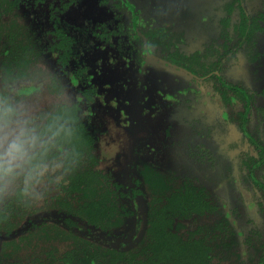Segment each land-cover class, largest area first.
<instances>
[{
  "label": "trees",
  "instance_id": "obj_1",
  "mask_svg": "<svg viewBox=\"0 0 264 264\" xmlns=\"http://www.w3.org/2000/svg\"><path fill=\"white\" fill-rule=\"evenodd\" d=\"M76 1L63 0L59 6L53 5L50 16H47L48 22L43 25L40 20L30 23L26 20L27 16L19 14V10L24 9L27 15L32 5L40 6L46 0H0V104L10 105L17 110L12 96H24L41 90L39 73L43 75L47 72L48 86L52 92L73 96L70 101L54 104L27 118L45 139L50 140L42 162L49 164L50 168L59 165L56 172L50 171L46 175L50 183L49 186L43 185L40 193L44 197V209L52 208L63 214L62 224L48 223L49 219L46 218L40 222L28 219L27 216L39 209H36L34 198L24 195L21 177L10 194L0 198V264H30L17 256L20 248L30 246L35 241L45 243L50 240L66 244L67 249L61 260L55 255L58 250L56 247L54 251H49L39 249V246L31 248L29 259H41L37 264H213L216 258L219 264H264V229L256 225L248 231L247 240H241V232L230 222L227 209L213 202L212 190H217V187L230 183L239 187L240 182L235 176L223 177L219 180L221 182H217L218 186L210 188L207 183L190 174L183 175L168 167H152L147 162L142 163L135 172V176L143 183L141 189L145 191L142 195L147 197L144 237L141 241H137V245L131 249L121 250L79 233L84 229V224L80 222L85 221L105 232V236L113 235V230L122 226L137 211L131 209V204L124 200L129 193L133 194L134 188L125 191L113 172H105L100 167L96 145L98 130L94 129L90 119L91 90L95 95L98 92L86 56L91 48L103 47L105 43L112 45L114 35L125 33L126 28L131 26L124 24L116 3L111 5L119 21L116 27L111 20L97 23L95 27L91 24L75 25L64 20L61 14ZM120 2L123 5L124 2ZM242 2L225 0L222 7L228 14L221 19L226 22L221 26V33L229 34V16L235 8L239 9L241 20L236 19L238 22L233 24L239 36L236 43L239 50L249 40L253 45L256 44L255 29L259 23L247 15L240 5ZM150 26L149 23L145 35L156 46L159 44L155 39H159L169 52V59L177 65L200 68L207 73L214 68L215 59L204 55H201L203 58L197 55L185 57L177 51H170L165 39L172 36L171 32L162 33V29L157 33L159 28ZM117 47L120 46L117 44ZM48 64V69L43 67ZM88 84L91 86L88 87ZM222 85L236 92L238 100L244 103V110H239L235 120L244 135L252 141L253 147L257 148L258 157L252 156V162H246L249 167L253 166V170L248 173L249 179L257 184L260 181L256 178L255 166H261L264 171V104L255 106L258 128L254 135L250 128L254 96L241 83L229 80V83L222 81ZM227 90H221V93L230 99L226 96ZM258 93L264 96V86ZM240 163L239 167L243 165ZM57 177L63 179L57 183ZM212 180L215 181V178ZM148 190L151 192L147 193ZM202 216L207 220L205 223H199ZM207 216L218 217L211 222ZM195 223L196 227L193 228ZM53 229L54 232H50ZM259 242L262 243L259 244L258 260L246 262L245 257L251 253V247L247 250L245 244L252 243L253 249Z\"/></svg>",
  "mask_w": 264,
  "mask_h": 264
},
{
  "label": "rangeland",
  "instance_id": "obj_2",
  "mask_svg": "<svg viewBox=\"0 0 264 264\" xmlns=\"http://www.w3.org/2000/svg\"><path fill=\"white\" fill-rule=\"evenodd\" d=\"M62 1L47 0L46 3L40 6L31 4L32 7L27 15L24 9H20L19 14L27 16L26 20L30 23L36 21L38 23L40 20L45 25L48 22L47 9L53 5L59 6ZM174 1L180 3L178 9L182 7L181 5L189 7V10L191 9L187 13L185 8H183L184 11L180 10L179 13L167 11L160 18L162 21L169 20L173 23L178 19L180 25H176L177 27L182 26L184 21H190L192 24L196 23L202 12L213 11L215 6L214 0ZM98 2L100 3L99 0H77L61 14V17L76 25H82L86 22L85 20L89 19L91 21L105 20L108 17L109 5L102 2L104 5L102 4L101 8L105 9V13L100 9L99 15L97 12ZM134 2L138 4L137 1ZM261 3V0L246 1V5L251 12L258 8ZM150 7V5L147 6V8ZM110 13L112 16V12ZM188 33V37H191L192 34ZM259 37V49L264 53V33L260 34ZM194 44L197 45V41L189 39L186 47L193 49ZM131 46L129 45L124 56L120 55L116 47H112V45L99 46V48L88 50L89 52L86 53L92 69L90 72L93 81L102 95L97 97L93 105L94 116H92V123L101 129L99 153L102 159V167L106 171H115L118 176L122 166L126 165L127 161L131 159L134 144L142 141L147 144V146L143 144L145 147H142L140 152L143 163L151 161L161 168L171 167L178 173L188 172L199 178L204 177L208 167L203 168L200 164L194 165L192 163L191 154L197 150V145H206L208 147L206 150L211 154L224 155V165L226 166L231 164V160H229L231 158L236 162L242 147L248 148V146L245 145L243 135L238 127L224 121L221 114L222 107L219 105L218 100L212 98L211 94L206 93L207 90L211 91V89L207 86L203 87L196 81L187 78L186 75L179 74L177 76L176 72L167 67H160L156 63L152 65L150 61L146 64L145 72L147 74L142 78L145 81L142 90L139 85L141 76L134 60L128 66L133 58L132 53L129 52ZM229 64L228 78L243 84L252 91H258L264 86V57L251 63L245 53H240L238 66H233V62ZM49 66L50 64L43 65L46 69ZM155 69L159 73H154ZM39 74L41 77L35 79H41V90L19 97L13 95L11 99L18 113L25 119L51 108L54 104L73 99L71 94H59L50 90L48 72L43 73V75ZM134 85L135 87H133ZM195 103L198 104V107ZM257 103H264V98L257 97ZM123 110L124 115H122ZM132 123L133 128L129 130ZM144 137H147V140ZM216 166H219V163H216ZM49 183L48 178L45 176L42 184L38 187L39 192L42 190L43 185L49 186ZM230 191L229 188L224 187L219 193L228 195ZM43 204L44 200L42 202L36 201V209H39V211L43 209L42 211H44ZM257 215V222L260 228L264 229L263 214L257 213ZM133 222L132 217L129 221L130 224L127 227L125 226V229H127L125 233H131L134 228ZM97 235L99 236V234ZM64 244L52 240L45 243L35 241L30 246L24 245L21 247L17 256L29 261L30 256L28 254L33 247L35 249L39 246V249L45 248L46 250L57 247L59 251H63L66 249V244Z\"/></svg>",
  "mask_w": 264,
  "mask_h": 264
},
{
  "label": "flooded vegetation",
  "instance_id": "obj_3",
  "mask_svg": "<svg viewBox=\"0 0 264 264\" xmlns=\"http://www.w3.org/2000/svg\"><path fill=\"white\" fill-rule=\"evenodd\" d=\"M31 1V0H29ZM45 1V0H43ZM47 1V0H46ZM98 2V14L100 13V9H102V12L105 13V9L101 8L104 4L102 2H106V4L109 5V13L107 19H99V20H85L86 22L82 25H92L95 27L97 23H102L103 21H112L113 25L116 27L119 25L118 19L115 18V11H112L113 9L111 5H115L116 8H118L119 12L122 13V19L125 22L124 24L130 25L131 28H126V32L122 33L121 35H114V40L116 39V43L112 44V47H116L120 55L122 53H127L129 45L131 46V49H129V52L132 53V61L128 64L130 66L131 62L136 63V66L138 67L139 75L141 76L139 80V85L141 89L144 88L145 81L142 80L144 76H146V64L147 62H152V65L154 63L158 64L160 67H167L173 72L177 73V76L180 75H186L187 78L192 79L202 85L203 87L207 86L211 91H206V93L211 94L212 98L215 100H218L219 105L222 107V117L224 118V121H226L229 124H234L238 127V129L241 131L243 135V139L245 141V145L248 146L242 147L240 150L239 155L237 156V160L233 158L229 159L231 160V164L226 166L224 161V155H217V153L211 154L208 152V147L206 145H197L196 151H193L191 154V157L193 159L192 163L194 165H202L203 168L208 167L207 172L204 174L203 178H199L196 175L190 174L188 172L186 173H179V174H190L193 177L195 176L196 179H201L202 182L207 183L210 188L217 185V182L219 180L224 179L223 177L229 176L231 178L232 176L236 177L237 182L239 183V187L237 188V185L230 183V184H224L225 186L217 187V190L213 191V202L216 204H221L222 206L227 209V212L230 214V222L234 225L235 229L241 232L240 239L246 241L247 240V233L250 229L254 228V226L259 225L257 222L258 215L257 213L263 214V220H264V171L261 170L262 167H256L255 166V174L256 178L260 181L259 183L255 184L252 182V179L250 180L248 173L253 170V166H248L246 163L247 161H251V157L255 156L258 157V151L257 148L253 147V144L243 133L241 130L238 122L235 120L237 118V114L239 110H244V103L237 98V93L232 92L229 89L226 88L224 85H222V81L225 83L234 82L239 83L237 81L232 80L231 78H228L229 75V63L233 62V66H238V62L240 59V53H245L247 56V59L252 62H257L261 60L264 57V53L259 49V42H260V34L264 33V0H261L262 3L260 6L254 11H250L246 5L247 0H243V2L240 4L246 11L247 15L250 16V18L254 20H258V28L255 29L256 31V44L253 45L251 43V40L247 41L248 44H245L244 48L237 49L236 43L238 32L234 29V23H237L239 20H241V14L238 8H235L233 13L230 14L227 26V30L229 34H222V27L226 22L221 21L222 17L227 16V12L222 7L225 3V0H214L215 6L213 7V11H204L201 14L200 19L192 24L190 21H184L182 22V26L177 27L176 25H180V22L178 19L174 21L165 20L162 21L160 19L167 11H172L174 13H179L180 10H183L185 8V12H190L189 7L183 6L178 9V6L180 3H176L174 0H134L137 1L138 4L132 0H121L123 5L121 4L120 0H99ZM241 2V0H240ZM182 3V2H181ZM103 4V5H102ZM125 4V5H124ZM183 4V3H182ZM151 6L150 8H147V6ZM56 6V5H54ZM50 7L47 9L48 13L46 17L50 16L51 9L53 7ZM182 8V9H181ZM224 10V11H223ZM184 11V10H183ZM112 12V16L111 13ZM206 12V13H205ZM152 14V15H151ZM100 15V14H99ZM92 17V16H90ZM94 19V17H92ZM212 19V20H211ZM238 21H237V20ZM237 21V22H236ZM209 22V23H208ZM100 23V24H101ZM150 23V27H158L159 30H157V33L161 32L162 29H164V32L162 33H168L171 32L172 36H168L165 40L168 43V49L170 51H177L180 53V55H185V57L188 56H201L204 55L206 58L215 59L214 61V68H212L208 73L206 70H200L198 69H191L186 68L183 66H179L173 61L169 59L170 55L169 52L164 49L162 43L159 41V39H155L158 46L154 45L152 40H149V38L145 35V31L147 30V25ZM42 24V23H41ZM74 24V23H73ZM175 24V25H174ZM198 24V25H197ZM234 24V25H233ZM76 25V24H75ZM114 29V28H113ZM103 31L102 29H99L98 31ZM188 32H190L191 37H188ZM231 33V34H230ZM189 39L196 40L197 45L194 44L193 49H188L186 46L189 42ZM174 43V44H173ZM117 44L120 47H117ZM121 44V45H120ZM200 44V45H199ZM199 45V46H198ZM105 46L106 43H105ZM110 46V45H108ZM198 46V47H197ZM163 47V50H162ZM247 48V49H246ZM92 49V48H91ZM90 49V50H91ZM94 49V48H93ZM165 51V52H164ZM124 56V55H122ZM179 57V56H178ZM203 58V56H201ZM210 63V62H209ZM219 66V67H218ZM232 66V65H231ZM162 69V68H159ZM195 70V72L193 71ZM158 72L157 69H155L154 73ZM159 73V72H158ZM157 73V74H158ZM92 75V74H91ZM125 79V78H124ZM126 80V79H125ZM93 81V78H92ZM94 82V81H93ZM88 87L91 85L88 84ZM212 88H211V87ZM242 86H244L242 84ZM135 87V85L133 86ZM263 87V86H262ZM244 88H246L244 86ZM248 88V87H247ZM203 89V88H202ZM249 92L252 93L254 96V102L252 104V113L250 114V128L253 130V134L256 135V129L258 128V121L255 118L257 111L255 109L256 105H259L257 103V97H263L258 93V91H252V89ZM98 94L95 95L94 92L91 90L92 99H91V124L94 126V129L96 128L98 130L97 132V152L100 157V167H102V159L99 153V143H100V133L101 129L94 125L92 123V116L93 115V105L97 100L98 96H102L98 91V86L96 88ZM140 90V89H138ZM221 90H227L228 95H226L228 98H225V96L221 93ZM78 91V90H77ZM79 92V91H78ZM95 95V96H94ZM233 96L236 97L235 100H233ZM94 97V98H93ZM169 98V97H168ZM232 98V99H231ZM171 99V97H170ZM173 100V98L171 99ZM264 103L260 104L263 105ZM196 107H198V104H196ZM87 108V105H86ZM90 108V109H91ZM254 111V112H253ZM122 115H124V110L122 111ZM88 119V120H90ZM131 130L133 128L132 125L129 126ZM261 128V127H260ZM262 129V128H261ZM264 131V127L262 129ZM150 137V136H149ZM145 140H147V137H144ZM264 140V137H262ZM149 140V139H148ZM247 143V144H246ZM147 146L145 142H137L134 144V147L132 149V155L131 159L127 161L126 165L122 166V169L119 171V175L113 171V174L115 175V179L118 183H121L122 189L124 188L125 191H128L131 188L133 189V194L129 193L128 197H124L125 202L128 204H131V209H135L137 213L130 217L124 224L120 227H117L113 230V235L105 236L106 233L103 231H100L94 226L88 225L85 221L80 222L84 224L85 230H81L79 233L82 235H85L88 238L93 239L94 241L103 242L105 245H108L114 249H131L134 247L135 243L137 241H141V239L144 237V229H145V209H147V197H144L142 195L143 190L142 188V180L138 179V176H135V172L141 168V164L143 163V160L141 161V150L143 146ZM228 159V158H227ZM239 161H241L240 164L241 167H239ZM149 162V163H148ZM147 163L150 164L152 167L157 166L153 164L151 161H148ZM252 162V161H251ZM216 163H219V166H216ZM237 163V164H236ZM218 167V168H215ZM167 168V167H165ZM171 169V167H168ZM105 170V169H104ZM173 170V169H171ZM175 171V170H173ZM106 172V170H105ZM108 172V171H107ZM112 172V171H111ZM140 172V171H139ZM176 172V171H175ZM178 173V172H176ZM140 174V173H139ZM134 177H133V176ZM138 179L140 183L138 184L135 182V179ZM212 178H215V181L212 180ZM212 180L213 182H211ZM221 182V181H219ZM137 183V184H136ZM225 183V182H224ZM218 186V185H217ZM225 188H229L230 194L228 195H221L219 192ZM145 191V190H144ZM151 191L148 190L147 193H150ZM214 215V214H213ZM62 213L57 212L55 209H44V211L35 212L33 215L27 216L28 219H35L37 222H40L42 218H46L48 220V223H55L57 225L62 224ZM133 217V223L134 228L131 230V233H125V226L129 225V221H131V218ZM210 218V221H214L217 217L216 216H207ZM39 220V221H38ZM207 220L205 217L202 216L200 218L199 222L205 223ZM132 223V222H131ZM25 224V223H22ZM25 226V225H24ZM23 226V227H24ZM193 228L196 227L192 226ZM119 228V229H118ZM55 229H53L50 232H54ZM61 230V228H60ZM59 230V231H60ZM261 230V229H259ZM77 231V230H76ZM243 232V233H242ZM99 234V236L97 235ZM250 234V233H249ZM102 235V236H101ZM262 236V234H260ZM58 241V240H53ZM262 241V239L260 240ZM61 242V241H60ZM262 242H259L257 245L254 246L252 249V243L245 244V248L248 250L251 247V253L245 257V261L249 263V261H257L259 256V248H261ZM244 246V245H243ZM66 247V246H65ZM64 247V248H65ZM57 248V247H56ZM67 249V248H66ZM57 250L56 257L58 260H61L62 254L65 252ZM54 251V248L51 249ZM50 251V250H49ZM48 251V252H49ZM44 257V254H42ZM50 256V255H49ZM41 260V259H40ZM40 260L35 261V259L32 260L30 258L27 263L30 264H37ZM43 260V258H42ZM245 263V262H244ZM212 264V263H211ZM213 264H219L218 261L213 259ZM262 264V263H261Z\"/></svg>",
  "mask_w": 264,
  "mask_h": 264
},
{
  "label": "clouds",
  "instance_id": "obj_4",
  "mask_svg": "<svg viewBox=\"0 0 264 264\" xmlns=\"http://www.w3.org/2000/svg\"><path fill=\"white\" fill-rule=\"evenodd\" d=\"M50 145V140L43 137L10 105L0 104V198L13 190L17 181L23 177V193L42 202L44 197L37 190L43 178L54 167L42 162ZM63 179L57 177L56 182Z\"/></svg>",
  "mask_w": 264,
  "mask_h": 264
}]
</instances>
